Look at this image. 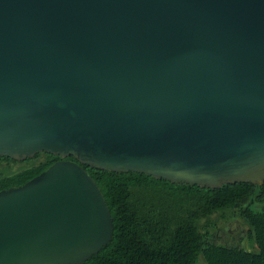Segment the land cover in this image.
<instances>
[{
	"label": "water",
	"instance_id": "water-1",
	"mask_svg": "<svg viewBox=\"0 0 264 264\" xmlns=\"http://www.w3.org/2000/svg\"><path fill=\"white\" fill-rule=\"evenodd\" d=\"M0 264H81L112 216L81 163L264 182V0H0ZM73 156L78 162L65 159Z\"/></svg>",
	"mask_w": 264,
	"mask_h": 264
},
{
	"label": "trees",
	"instance_id": "trees-1",
	"mask_svg": "<svg viewBox=\"0 0 264 264\" xmlns=\"http://www.w3.org/2000/svg\"><path fill=\"white\" fill-rule=\"evenodd\" d=\"M61 158L46 151L22 160L0 155V190L25 183ZM81 165L112 216L110 240L81 264H195L199 257L205 264H264V182L201 187ZM218 213L242 219L253 248L214 240L212 216Z\"/></svg>",
	"mask_w": 264,
	"mask_h": 264
},
{
	"label": "rangeland",
	"instance_id": "rangeland-1",
	"mask_svg": "<svg viewBox=\"0 0 264 264\" xmlns=\"http://www.w3.org/2000/svg\"><path fill=\"white\" fill-rule=\"evenodd\" d=\"M214 240L221 243L237 244L253 248L246 237L247 225L238 217H224L221 213L212 216ZM195 264H205L199 257Z\"/></svg>",
	"mask_w": 264,
	"mask_h": 264
},
{
	"label": "flooded vegetation",
	"instance_id": "flooded-vegetation-1",
	"mask_svg": "<svg viewBox=\"0 0 264 264\" xmlns=\"http://www.w3.org/2000/svg\"><path fill=\"white\" fill-rule=\"evenodd\" d=\"M58 160V159H57Z\"/></svg>",
	"mask_w": 264,
	"mask_h": 264
}]
</instances>
